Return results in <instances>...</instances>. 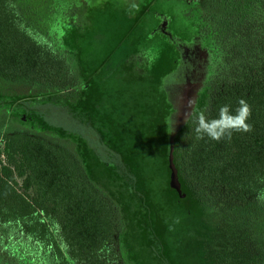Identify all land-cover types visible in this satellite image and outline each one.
Returning a JSON list of instances; mask_svg holds the SVG:
<instances>
[{
    "label": "trees",
    "instance_id": "1",
    "mask_svg": "<svg viewBox=\"0 0 264 264\" xmlns=\"http://www.w3.org/2000/svg\"><path fill=\"white\" fill-rule=\"evenodd\" d=\"M240 99L251 132L196 138ZM1 114L0 264H264V0H0Z\"/></svg>",
    "mask_w": 264,
    "mask_h": 264
},
{
    "label": "rangeland",
    "instance_id": "2",
    "mask_svg": "<svg viewBox=\"0 0 264 264\" xmlns=\"http://www.w3.org/2000/svg\"><path fill=\"white\" fill-rule=\"evenodd\" d=\"M198 75V63L193 62L191 67L188 69V73L185 75V80L187 82L193 81ZM26 105L30 111H33L41 115L46 121L51 124L59 125L66 128L69 131L79 133L82 135L90 145L98 152V154L105 160L112 161L120 165V156L115 151L110 150L105 143H103L102 137H100L99 132L93 128L90 121L74 114L72 110L68 107H63L60 105H55L51 103L47 104H35L31 101H26ZM3 113V112H2ZM177 115V114H176ZM8 117V119H7ZM3 114L0 115V123H2L5 129L18 130L22 128L18 123L11 122L10 117ZM43 136L51 139L53 141H58L53 135L42 134ZM264 226L259 225V228L262 229ZM264 234V232L256 230V234ZM243 249L245 251V256H249V261L259 260L264 261V255L261 253V250L254 248L253 244L250 243L249 238H244L242 242ZM264 263V262H263ZM216 264H220L219 261ZM224 264V263H221Z\"/></svg>",
    "mask_w": 264,
    "mask_h": 264
},
{
    "label": "clouds",
    "instance_id": "3",
    "mask_svg": "<svg viewBox=\"0 0 264 264\" xmlns=\"http://www.w3.org/2000/svg\"><path fill=\"white\" fill-rule=\"evenodd\" d=\"M192 101H189L191 106ZM187 115V114H186ZM252 116V106L245 99L238 101V107L233 111L230 104H224L219 108L218 116L209 119L205 111L201 110L196 116L194 132L197 139H208L216 142L230 141L234 133H249L253 126L249 123ZM264 183V177L259 178ZM256 199L264 204V189H261Z\"/></svg>",
    "mask_w": 264,
    "mask_h": 264
},
{
    "label": "water",
    "instance_id": "4",
    "mask_svg": "<svg viewBox=\"0 0 264 264\" xmlns=\"http://www.w3.org/2000/svg\"><path fill=\"white\" fill-rule=\"evenodd\" d=\"M187 82V81H186Z\"/></svg>",
    "mask_w": 264,
    "mask_h": 264
}]
</instances>
